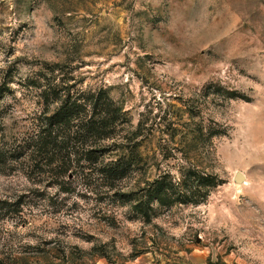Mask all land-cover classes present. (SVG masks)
<instances>
[{
    "label": "rangeland",
    "instance_id": "rangeland-1",
    "mask_svg": "<svg viewBox=\"0 0 264 264\" xmlns=\"http://www.w3.org/2000/svg\"><path fill=\"white\" fill-rule=\"evenodd\" d=\"M54 66L77 88L107 89L134 126L153 123L145 179L176 173L178 160L156 147L170 139L167 123L177 158L194 128L225 131L198 152V165L224 184L201 205L158 209L150 223L90 194H62L70 199L59 204L58 189L34 191L22 216L0 222V250L15 264H264V0H0V82L13 79L18 101L3 109L10 124L37 101L26 79ZM211 83L240 98L207 97ZM26 186L0 177V195Z\"/></svg>",
    "mask_w": 264,
    "mask_h": 264
},
{
    "label": "trees",
    "instance_id": "trees-1",
    "mask_svg": "<svg viewBox=\"0 0 264 264\" xmlns=\"http://www.w3.org/2000/svg\"><path fill=\"white\" fill-rule=\"evenodd\" d=\"M57 67L49 74L26 79V89L37 101L31 115L15 125L3 112L8 103L18 102L14 81L6 74L0 82V177H19L27 185L22 195L9 189L1 193L0 222L13 219L12 215L22 216L25 207L31 206L23 201L31 192L56 188L57 200L62 194L81 198L90 194L100 205H129L136 219L150 223L158 209L201 205L224 184L218 175L198 165V152L203 148V153H209L213 139L225 131L210 125L194 128V135L187 140L188 152L177 158L171 153L177 133L173 124L167 123L170 133L163 134L170 139L160 138L156 147L165 160H178L176 173L160 170L157 177L145 179L151 163L142 149L154 136L153 123L148 126L140 120L134 126L128 111L107 89L77 88L81 82L71 83L74 77ZM206 89L207 97L240 98L219 83H211ZM135 176L141 177L137 187L125 191ZM37 198L56 205L53 197ZM69 199H61L59 204ZM16 259L10 249L0 250V264H15Z\"/></svg>",
    "mask_w": 264,
    "mask_h": 264
},
{
    "label": "water",
    "instance_id": "water-1",
    "mask_svg": "<svg viewBox=\"0 0 264 264\" xmlns=\"http://www.w3.org/2000/svg\"><path fill=\"white\" fill-rule=\"evenodd\" d=\"M240 178H242V177H240Z\"/></svg>",
    "mask_w": 264,
    "mask_h": 264
}]
</instances>
